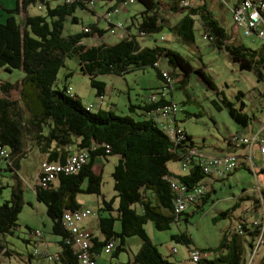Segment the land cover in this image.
Returning <instances> with one entry per match:
<instances>
[{
    "label": "trees",
    "instance_id": "1",
    "mask_svg": "<svg viewBox=\"0 0 264 264\" xmlns=\"http://www.w3.org/2000/svg\"><path fill=\"white\" fill-rule=\"evenodd\" d=\"M243 1L237 0L238 4L232 7L240 6ZM209 2L216 0H135L132 4L139 3L142 10L126 24L119 20V15L123 3H127L126 7L132 5L129 0H16V7L7 10L9 17L5 23H0V68L7 72L21 71L23 77L16 84L0 83V150L4 152L0 155V163L5 161L10 171L19 173L21 158L33 153L40 156V167L34 184L30 186L37 200L46 207L52 235L59 238L57 245L60 251L55 253L58 260L53 264H81L78 252L67 242L72 234L63 222L66 213L89 209L78 202L79 195L92 196L98 201V229L102 240L95 236L92 238L89 253L94 262L108 244H114V252L112 250L110 254L116 257L126 251L127 239L137 236L142 245L128 264H178L159 253L149 239L145 225L153 222L157 230H167L171 223L180 222L183 216H187L189 208L203 210L214 184L227 181L241 169L251 173L247 156L234 152L247 149L245 144L236 143L233 138L227 142L231 147L228 152L207 156L178 126L177 115L174 123L182 134L176 139L167 136L157 121L160 109L175 104L172 92L177 86L182 88L187 83L194 68L177 50L157 44H141L142 40L153 35L167 31L176 43L194 46L195 31L199 26L212 47L225 54L241 72L255 73L258 82L264 84V47L261 45L259 49L252 50L238 43L221 24L223 16L207 5ZM225 3L218 6L223 8ZM32 6L43 13L29 14ZM118 8L119 12L115 14ZM229 8L226 9L230 12ZM99 9L101 13H98ZM77 10L93 14L96 22L80 32L68 30L65 33L67 21L79 23L75 16ZM109 14L110 19L107 17ZM22 15L25 17L21 19ZM176 15L178 18L172 24L171 17ZM101 23L105 26L102 27ZM106 35L114 41L107 39ZM160 40L166 42L165 37ZM67 59L76 60L81 74L89 77L100 99L98 107L84 106L74 92L68 93L71 88L66 83L58 86V74L65 68ZM161 60L166 61L175 73L160 70ZM146 68H154L163 84L157 92L146 97L142 106L130 107L133 112L135 107L143 110L144 114L137 116L141 119L118 116L103 108L101 101L107 88L98 80L99 77H124ZM194 72L208 88L216 91L212 79L203 69ZM69 76L71 73L65 77ZM16 90L19 100L11 99V92ZM216 95L222 94L216 91ZM237 99L242 102L240 95ZM213 104L218 111L226 109L234 123L242 128L248 129L256 119L245 111V103L242 102L237 109L224 95ZM80 153L87 155V163L77 173L61 172L55 174L54 179L45 180L42 164L65 165L70 156ZM226 156L236 157L238 167L225 179L210 185L197 204L182 214H176L174 202L178 194L172 185L184 186L187 192L194 191L207 177L202 167L208 158ZM109 157H116L117 164L111 174L115 196L107 200L102 193L101 172H96L94 167L98 161ZM244 160L246 166L242 163ZM171 162H180L182 170L185 169L184 174L172 172L168 167ZM258 176L260 182L262 174ZM259 186L261 194L258 198L238 196L235 204L223 213L224 217L232 218L244 202L254 203L255 210L264 208V186L261 183ZM23 206L22 182L17 178L11 199L0 205V257L10 258L6 237L13 236L18 228V216ZM184 220L187 221V217ZM261 228L254 222L248 226L246 222L238 221L234 227L235 234L233 231L226 233L220 246L214 250V259L206 250L191 248V240L185 233L172 239L181 242L187 252L200 251L207 255L196 264H240L243 254L241 242L237 240L241 235L238 231L244 233L246 229L247 232L255 229L251 235L257 237L264 233ZM34 232L30 231L31 240L24 242H32L33 251L37 249L39 253L40 247L36 244L40 243L41 237H31ZM33 251L30 257L40 255H33ZM55 254L45 252L44 258L48 261V256Z\"/></svg>",
    "mask_w": 264,
    "mask_h": 264
},
{
    "label": "rangeland",
    "instance_id": "2",
    "mask_svg": "<svg viewBox=\"0 0 264 264\" xmlns=\"http://www.w3.org/2000/svg\"><path fill=\"white\" fill-rule=\"evenodd\" d=\"M225 1V7L218 6L219 3L222 4ZM225 1L216 0V2H209L207 5L211 10H215L218 15L223 16L221 24L229 35L235 36L238 43L252 50L259 49L261 46L260 40L255 36H247L234 27L232 13L226 8L232 7L237 0ZM15 7L16 0H0V23H5L9 17L7 10H12ZM141 10L142 7L139 3L124 7L120 12L119 20L126 24L132 16L138 14ZM28 12L31 15L43 13L38 7L34 6ZM98 13H101L100 9ZM75 16L80 20L79 23L70 24L67 21L65 33L68 30L80 32L84 27L96 22V17L93 14L81 10H77ZM23 17L25 15H22L21 19ZM176 18H178L177 15L171 17L172 24L175 23ZM101 24L102 27L105 26V24ZM167 33L166 31L153 35L146 40H142L141 44L144 46L157 44L177 50L188 58L194 71L200 68L203 69L212 79L216 91L222 94L218 97L216 91L208 88L197 73L193 71L187 83L182 88L177 86L172 92V100L179 110L177 114L178 126L191 137L194 146L199 148L205 155L214 156L218 152L223 154L221 151L228 152L231 149L228 146V140H232L239 135L248 136L249 133L247 129L234 123L226 109L218 111L213 101L222 99L224 95L237 109L241 107L242 102L245 103V111L256 118L253 122L259 128L264 125L260 124L261 122L264 123V84L258 82L255 73L241 72L236 65L230 62L225 54L212 47L211 41L204 37L205 35L199 29V26L195 31L194 46L176 43V39ZM161 37H165L166 42H162L160 40ZM106 38L112 40L109 35H106ZM160 70L172 74L175 73L164 60L160 61ZM68 73H71V76L66 78L65 76ZM22 77L21 71L13 70L7 72L5 69L0 68V83L9 82L16 84ZM98 80L105 83L107 88V93L101 101L103 108L112 110L118 116H131L135 119H141L142 117L137 116L144 114V112L137 107L133 109V112L130 107L142 106L146 97L150 93L157 92V88L162 87L163 84L154 68L137 70L124 77L114 75L101 76ZM65 83L73 90L72 92L77 95L84 106H99L100 99L96 96V90L92 88L89 77L81 74L79 65L74 59H67L65 68L61 69L58 74V86L62 87ZM166 92L169 93L168 96L171 99L170 90L167 89ZM239 95L242 102L237 99ZM11 99L19 100V92L17 90L11 92ZM40 162L41 158L36 153L21 158L19 173L10 171L5 161L0 163L2 166V171L0 172V205L11 199L12 187L16 183L17 178L22 182L24 206L18 216V228L13 236L6 237L7 246L14 263L18 262L17 254L27 256L29 252L33 251L34 244L32 242H24L31 240L30 231L40 232V240L50 243L53 247L59 241V238L51 233V221L46 215L45 205L37 200L35 191L30 186L35 182ZM116 164L117 158L109 157L107 160L98 161L94 167L96 172L101 171L103 180L102 193L107 200L115 196L111 174ZM181 166L180 162L168 164L172 172L184 174ZM16 174L18 177H16ZM255 184L256 179L251 173L246 169L238 170L230 177L228 183L225 185L217 184L216 192L210 193L203 210H197L193 207L189 208L187 216H183L180 222L171 223L170 227L163 231L157 230L153 222H148L145 225L146 233L157 247L159 253L169 261H180L186 256L187 250L185 246L181 242H176L172 239L173 236L180 235V233H185L191 240V248L206 250L213 256L214 250L220 246L224 235L231 233L238 220L241 219L240 217L237 218L238 214L236 212L233 213L230 219L224 217L223 213L235 204L236 198L242 192L257 196L254 188V186L256 187ZM78 201L88 204V208L93 212L90 219L94 221L95 230L99 234V229H97V208L93 206L97 199L92 196L79 195ZM185 217H187V221L184 220ZM241 222L245 221L241 220ZM32 237L35 238L34 236ZM174 242H176V254L169 252V246ZM141 245L142 240L139 237H131L127 239L126 251L119 253L116 257H113L112 254L103 253L98 258L97 264H128L132 261L134 255L139 252Z\"/></svg>",
    "mask_w": 264,
    "mask_h": 264
},
{
    "label": "built area",
    "instance_id": "3",
    "mask_svg": "<svg viewBox=\"0 0 264 264\" xmlns=\"http://www.w3.org/2000/svg\"><path fill=\"white\" fill-rule=\"evenodd\" d=\"M135 0H129V3H134ZM127 6V3L121 5V9ZM118 8L114 13L119 12ZM232 13V21L236 30L242 31L247 36H255L260 40L261 45L264 47V0H244L238 7H230ZM110 19V14L107 15ZM68 93L71 94L72 90L69 89ZM178 108L175 104H171L158 111L157 121L160 124L162 131L171 139H176L177 136L182 134V130L174 123V118L177 115ZM260 124H264L261 122ZM236 143L245 144L247 147V166L249 167L252 175L256 179L257 191L260 193L261 183L264 186V125H261L257 131L249 133L247 137H234ZM254 153L261 160V165L255 163ZM4 152L0 150V155ZM201 155V154H200ZM87 163V155L85 153L74 154L70 156L65 165H52L42 164V172L45 175V180L49 181L54 179L55 174L63 172L64 174L77 173ZM239 164V160L234 156H226L221 158H208L207 162L203 165V172L207 176L206 179L199 184L192 192H187L186 187L173 184V189L177 192L178 196L174 202V211L176 214H182L194 204L199 202V199L207 192L210 185L215 181L225 179L227 175L232 173ZM183 170H185L183 168ZM262 174L260 182L258 175ZM44 180V181H45ZM92 215L90 209H81L74 213H66L63 217V222L66 229L72 234L71 239L67 242L71 243L72 247L78 252V259L81 264H95L89 250L92 247V238L94 234L92 231L82 229L80 224L87 220ZM254 225L261 226L262 233L264 231V208H261V215ZM237 229H240L238 227ZM241 235L243 231H238ZM34 237H41V233L34 232ZM72 241V242H71ZM113 243L108 244L105 249V254H110L113 250ZM170 250L173 254L177 253V248L174 243H171ZM38 250L33 251V255H38ZM207 255L200 251L188 252L186 261L179 262L178 264H196ZM49 264H53L58 260L57 254L48 256Z\"/></svg>",
    "mask_w": 264,
    "mask_h": 264
},
{
    "label": "crops",
    "instance_id": "4",
    "mask_svg": "<svg viewBox=\"0 0 264 264\" xmlns=\"http://www.w3.org/2000/svg\"><path fill=\"white\" fill-rule=\"evenodd\" d=\"M235 4H238V3L235 2ZM106 92H107V89H106ZM257 130H258L257 124L252 123V126L248 127L247 132L251 133V132L257 131ZM242 137H247V135H242ZM234 152H236L237 155L248 156L247 155V149H240V150L236 149V150H234ZM255 156H256L255 163L258 166H260L262 164L261 160L259 159V157L256 154H255ZM242 163H244L246 166L245 160ZM244 168H246V167H244ZM1 169H2V166H0V172L2 171ZM229 180H230V178L225 182H218V183H220L221 185H225L226 183H228ZM217 184H214L211 187L210 193L216 192ZM255 190L257 192V196H252L248 193L247 194L241 193L239 196H242V197L248 196L252 199H256L259 197V195L261 193H259L257 191V187ZM78 202L82 205V207L88 208V206H87L88 204L86 202H81V201H78ZM93 206L97 208L98 207V201H96V203L93 204ZM261 208L259 210H258V208L255 210L254 203H252L251 201L250 202H244L241 205V207L236 211V213L238 214L237 218L240 217L241 218L240 220L245 221L248 224V226H250L253 222L259 220L260 215H261ZM90 218H91V216L87 220H85L84 223H82L81 228L92 231L95 237L102 240L100 233L97 234V232L95 230L96 228L94 227V221L91 220ZM240 220H238V221H240ZM97 229H98V225H97ZM254 230L255 229H248L249 232H247V229H246L245 232L243 233V235H240V237L237 239L239 242H241V245H242L243 256H242V259L240 261V264H264V233L262 235L261 234L257 235V237H252L251 233ZM232 234H235L234 229H233ZM228 239H229V237H228ZM57 243L55 244V247H53L50 243L45 242L44 240L41 239L40 243L36 244L37 247H40L39 248L40 255L38 257H30V253L32 251L29 252L27 254V256H22L20 254H17L16 257H17L18 262L14 263L12 261V256L9 254L10 258H8V259L0 257V264H48V261L44 258V253L45 252L50 253V254L58 253L60 251V249H59ZM169 252H171V250ZM227 252H228V250H227ZM187 254H188V252L186 251V256H184L180 261L174 260L171 262H174V263L183 262V261H185V259H187ZM100 256L96 257L95 264L98 263V258ZM215 257H216V255L212 256L213 259Z\"/></svg>",
    "mask_w": 264,
    "mask_h": 264
}]
</instances>
